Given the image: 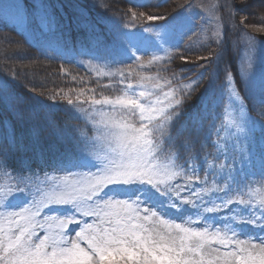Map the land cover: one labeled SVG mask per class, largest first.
<instances>
[{"label": "snow or ice", "instance_id": "6c2138e0", "mask_svg": "<svg viewBox=\"0 0 264 264\" xmlns=\"http://www.w3.org/2000/svg\"><path fill=\"white\" fill-rule=\"evenodd\" d=\"M246 3L240 0L241 8ZM225 6L235 21V5ZM143 15L133 12L132 21ZM156 19L165 18L147 15L148 21ZM239 24L264 34V15L258 25H249L247 16ZM158 27L142 29L155 32L152 41L122 33L123 58L112 63H132L98 73L111 78L102 88L115 94L90 88V95L81 89L74 99L64 97L74 109L88 105L93 135L83 136L84 149L62 162L66 175L50 177L46 191L31 192L21 177L15 191L0 200V264H264V235L243 232L244 226H253L264 233V198L255 201L247 190L249 176L256 173L240 177L229 171L230 182L221 185L224 165L208 164L201 178V169L191 162L196 157L180 162L176 142L182 133L174 137L172 129L198 81L179 83L183 68L164 75L169 72L165 59L170 63L173 56L167 50L164 57L153 54L144 60L148 47L160 50L169 44L170 25ZM255 42L248 35L249 47ZM153 67H158L156 74H145ZM240 118L245 119L242 106ZM259 159L264 181V148ZM234 204L247 215L223 217L219 226L217 214L232 211ZM54 206L63 209L61 214H43ZM188 208L192 212L186 216Z\"/></svg>", "mask_w": 264, "mask_h": 264}, {"label": "rangeland", "instance_id": "374dc122", "mask_svg": "<svg viewBox=\"0 0 264 264\" xmlns=\"http://www.w3.org/2000/svg\"><path fill=\"white\" fill-rule=\"evenodd\" d=\"M18 1L13 0V3H11L10 0H0V26L18 31L25 42L31 44L40 56L57 57L56 61L64 62L68 67L54 63L55 61L50 62L39 59L32 54V51L25 44L17 43L15 45V41L19 42V40L10 39V43L16 46L14 51H8L6 49L8 46L0 47L2 49L0 51V96L6 93L9 86V80L4 79L3 74L22 83L29 90L34 88L36 94L41 97L50 100L55 97V101L66 104L67 101L64 97L74 99L81 89H84L85 96L90 95L91 93L88 92L86 85H100L98 78L102 79L107 76H99L98 73H95L93 79H90L85 73L74 68L79 65L92 67L97 65L99 61L100 65L97 68L99 72L126 67L127 64H131V59L126 60L125 65L112 63L114 60L123 58L122 33H137L135 34L136 37L152 41L155 32L145 33L142 31L143 27L151 26L159 31L158 26L167 22L170 25L168 32L169 44L160 50H157L154 45L148 47L145 49L147 54L144 56V60L147 61L153 54L164 57L165 50L173 53L170 63L167 58L165 59L163 66L167 67L169 72L164 73V75L171 76L173 72L181 73V68H183L181 75L184 78L179 83L189 84L194 79L198 81L191 95L186 99L183 108L196 104L195 110H200L199 113L204 112L208 116V128H214V134L221 136L220 141L211 140V144L215 146L214 152H208L202 148L203 145H200V151H204L201 161L195 163L192 160L191 162L199 168L204 162L207 164L206 167L208 164H214L216 169H219L220 165H224L223 175L225 179L219 181L221 185L230 182L227 181L229 171L234 174L239 173L240 177H243L246 173H256L255 176H249L251 184L247 190L251 196L256 189L258 190L256 182L257 175L260 173L259 157L261 152L255 150L257 144L253 148L251 137L253 134L259 133L257 138L259 140L264 139V131L261 130V125L264 124V89L258 91L254 82H250L248 87L250 91L240 85L244 91L242 93L241 90H238L239 86L236 85V82L239 77H243L247 82L249 76L256 77L264 73V42H262L264 41V34L255 32L252 27L239 24L241 17L247 16L249 25H258L260 17L264 15V0H247L246 6L243 8L240 6V0H172L166 4L162 0H153L150 7H147L148 12L130 8L116 18L113 15L115 2H120L118 10L125 7L121 0H98V11L105 13L107 18L104 19L98 16L97 21L93 22L94 25L86 22L79 26L87 34L88 45H82L78 49L72 48V45H57V43L61 44L63 42L67 44L64 39L67 34L66 30L72 24L71 20L64 19L59 26H56L50 5H41L35 0H29L31 3L29 16L25 14L21 4L18 5ZM227 3L235 5V21L231 19L229 10L225 6ZM95 4L94 0H90L91 6ZM188 5H191V7L189 8ZM60 7L58 6V14L64 18L65 12ZM78 9L79 7H77L74 15L76 17L84 15V12ZM133 12L138 16L141 13L144 15L132 21ZM149 14L157 17L163 16L165 19L148 21L147 15ZM213 14L222 19H214ZM126 24L129 25L128 28L124 27ZM93 30H98L99 34L92 37ZM248 35L256 37L254 47H249ZM218 40L220 41L219 44L217 43ZM192 51L203 52L205 55L202 57H209V59H189V52ZM181 57H185L187 63ZM2 60L5 61L2 62ZM70 60H73L74 63L68 65ZM234 65L238 68H235ZM223 67H227V71L225 77L221 79L219 77L224 73ZM157 70L158 67L151 68L150 72L145 69V74L154 75ZM224 78L225 81L223 82ZM229 78L231 79L230 85L228 84ZM110 83L111 80L110 82L106 80L100 85L99 89L91 88L96 89L97 93L103 91V94H105L106 91L112 92V90L104 89L102 86ZM201 83L203 84L202 90L205 91L207 98L206 104L196 96L199 94L197 85L199 86ZM16 100L19 106L18 114L20 115L16 120L17 122L30 123L39 112L42 115L48 114L51 123L59 117L57 110L48 111L43 108L44 102L41 99L38 100L37 104L32 103L31 105L25 104L18 97H16ZM241 106L244 109L245 119L240 118ZM250 108L254 109V112L249 111ZM63 109L65 111L63 112L62 130L72 128L77 131L71 143L75 146L78 156L84 149L83 136L90 137L93 135L90 113L87 111L88 105H80L78 109L72 108L71 110L69 106L65 105ZM21 113H28V115L26 118H22ZM188 113L189 110H184L177 120L180 119L184 124L189 122V129L192 130L191 134L196 137L201 132L200 125L203 124V118L198 116L199 126L193 128L192 123L196 120L193 115L188 116ZM247 117H250L251 120H248ZM4 121L7 127L11 125L6 119ZM253 121L259 123H253ZM10 131L14 135L11 157L15 158L21 155L32 144L31 142L24 143L25 137L16 123L5 129V132L0 135V177L4 167L8 165L5 161V154L8 151V149L5 150V145L6 137ZM17 139H20V141ZM177 146L180 156L186 148L188 150L193 148L192 145L187 146V144ZM173 154L169 153L170 156ZM249 156H251V160H249ZM68 158L74 159L75 154H70ZM68 158L65 156L67 161ZM21 163L26 166L29 164V159L24 157ZM87 170L73 169V171ZM92 171H95V169H92ZM21 177L20 175L14 176L12 178L13 183L9 186L0 185V200L10 190L15 191L16 187L14 185ZM17 199H22V197ZM230 208L232 211L226 209L217 214V224L219 226H222L221 218L223 217L247 215L241 205L234 204ZM62 211V208L54 206L51 210L45 209L43 214L59 215ZM191 212L192 209L188 208L185 215L187 216ZM170 215L175 214L170 213ZM243 232L245 235H264L259 228L253 226H244Z\"/></svg>", "mask_w": 264, "mask_h": 264}, {"label": "trees", "instance_id": "16d2710c", "mask_svg": "<svg viewBox=\"0 0 264 264\" xmlns=\"http://www.w3.org/2000/svg\"><path fill=\"white\" fill-rule=\"evenodd\" d=\"M19 1H18V5L21 4L22 9L25 10V14L30 16V11H31L30 1L29 0H19ZM35 1L39 4L46 3L47 5L51 6V9L53 10L54 23L56 26H59L60 22H62L64 19H66L67 21L68 20L72 21L70 28L66 30L67 34L64 39L67 42V44L63 42L61 44L57 43V45H62V46L73 45L75 46V49H77L79 44L88 45L87 34L85 33L84 30H81L79 26H82L83 23H86V22L93 24V22L97 20L96 17L101 16L102 12L98 11L99 9L97 8L98 0H94L96 2L94 6L90 5V0H35ZM121 2L125 5L124 1L121 0ZM119 5H120V2L119 3L115 2V8H114L113 15H121L127 9L132 8V7L125 5V7H123L121 10H118ZM57 6L63 7L64 12H65L64 18L58 14ZM77 7H79L78 10H81L84 12V15H80L78 17L74 15ZM147 7H150V5H148ZM147 7L140 8V10L143 12H148L149 9H147ZM0 33H3L0 35V47L8 46L6 47V49L12 52L15 50V47H16L15 45L17 43H22V44H25V46L28 47L32 51V54L34 56H37L36 49L31 47V44L26 43L24 38H22V35H20L18 31L10 30L8 28H2L0 26ZM57 33H58V30H57ZM91 36L93 37V33H91ZM10 39H14V40L17 39L19 40V42L15 41L16 43L14 42L15 45H13L10 43ZM1 50L2 49H0V51ZM189 55H190L189 59L198 60V57L202 58V56H204L205 54L203 52L192 51V52H189ZM4 61L5 60H2V62ZM234 67L237 68L236 65H234ZM222 69L225 71L227 70V67H223ZM7 79L9 80V87L11 88V90L9 88L8 90L10 91L13 97L12 109L10 113L6 111L5 104L3 103L2 98H0V120H3L5 118L7 121L11 123V125L13 123L14 124L16 123L17 126L20 128V131H22L23 136L25 137L23 140L24 143L28 144V142H31L32 144L29 145L26 148V151L22 153L21 155H18L15 158L11 157V150H12V145L14 142V135L10 131L6 137L5 150L8 149V151L5 154V161L8 163L17 164L19 163L20 158L26 154H30L33 156L35 154L37 156L46 157L48 153H52L58 150L60 147V142L54 139L52 135L57 132V134H59V137H61V133L56 131V129H55V132H52L50 126L48 125V120L44 118L42 114L36 116L30 123H23L21 121H18V122L16 121L17 118L20 117V115L18 114L19 106H18V102L15 97L20 98L22 102H25V104L31 105L32 103H35L36 99L38 100L39 95L36 94L34 88L29 90L26 86H24L22 83L18 82L17 80H14L8 77ZM202 88H203L202 83L199 84V86L197 85V91H200V93L202 92ZM26 111H29V110H26ZM21 115H22L21 116L22 118H26L28 113H21ZM11 125L7 127L3 124L1 127H4V128L0 129V135H2L3 132H5V129L9 128ZM24 125H27V126H24ZM172 135H174V133H172ZM182 137L183 136H181V139ZM59 139L61 140V138ZM17 140L20 141V139H17ZM61 141L64 143L63 140ZM198 145H203V144L199 143ZM71 150H74V149H71ZM36 168H37V163L32 162L30 165L29 172H27L26 175L32 177L33 174L35 173Z\"/></svg>", "mask_w": 264, "mask_h": 264}]
</instances>
